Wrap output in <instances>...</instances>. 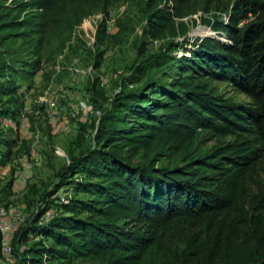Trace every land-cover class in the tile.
I'll use <instances>...</instances> for the list:
<instances>
[{"label": "trees", "instance_id": "16d2710c", "mask_svg": "<svg viewBox=\"0 0 264 264\" xmlns=\"http://www.w3.org/2000/svg\"><path fill=\"white\" fill-rule=\"evenodd\" d=\"M114 1L125 0H30L19 4L20 12L33 13L24 22L0 8V33L10 31L11 43L24 39L39 58L48 27L63 50L87 18L100 13L106 19ZM188 1L144 0V36H185L187 26L179 20L193 14L184 9ZM105 19L96 33L101 46L115 36ZM212 29L229 43L199 39L180 57L174 55L178 46L167 42L138 70L150 66L163 77L119 93L102 111L94 124L95 147L62 170L42 206L15 230L16 264H147L155 257L179 264H264V222L246 210L247 183L254 181L264 148V0H234L228 20ZM103 56L98 54L95 68ZM18 65L0 64V125L19 119L8 106L18 103L19 87L8 77L11 69L25 67ZM214 81L232 86L251 106L216 94ZM11 131L16 136L0 140V170L22 145L18 130ZM200 133L234 141L202 152ZM162 155L167 166H157ZM61 192L73 193L61 199ZM257 198L264 199V189ZM50 210L57 215L45 223ZM197 223L206 227L203 237L180 233L175 246L167 238ZM1 241L0 233V255Z\"/></svg>", "mask_w": 264, "mask_h": 264}, {"label": "rangeland", "instance_id": "374dc122", "mask_svg": "<svg viewBox=\"0 0 264 264\" xmlns=\"http://www.w3.org/2000/svg\"><path fill=\"white\" fill-rule=\"evenodd\" d=\"M29 1L0 0V8L10 11L12 21L24 22L33 13L20 12L19 4ZM143 1H114L109 6L108 10L117 18V25L109 31L115 36L108 37L102 46L96 44L98 25L105 19L100 13L87 18L72 33L63 50L61 39L54 36L48 27L39 58H34L32 52L35 49L24 39H16L11 43L8 40L10 31L0 33V64L25 65L22 69H11L12 73L8 76L19 87L18 103L8 104L17 111L19 119L0 125V140L14 136L11 130L16 128L22 145L20 149H14L9 162L0 170V206L8 209L17 206L25 220L31 218L42 206L46 195L59 184L62 170L85 149L95 147L94 124L102 116V111L111 107L116 95L139 90L151 79L163 77V72L150 66L144 72L138 71L141 65H146L144 62L150 54L158 52L167 42H174L178 46L174 55L180 57L184 55V49L189 50L199 39L215 37L229 43L227 37L217 34L212 26L216 22L228 20V11L232 9L234 0H189L184 9L193 11V14L179 20L187 26L186 35L180 34L166 40H152L144 36L145 20L141 13ZM206 8L209 12L205 11ZM205 20H210L211 24L205 23ZM24 30L17 32L22 33ZM101 52L104 53L101 61L103 71L95 68L97 56ZM36 61H39L38 65L32 66ZM100 76L107 78V86L96 85ZM131 81L135 83L131 84ZM94 82L96 84L92 89ZM211 84L219 96L241 106H251L249 98L227 83L214 81ZM3 100L8 102L10 98L3 97ZM200 134L198 144L202 152L234 141L232 136L213 138ZM80 135L85 136L83 142L80 141ZM4 152L5 149L1 147L0 153ZM262 155L254 178L257 185L254 181L247 183L246 210L250 215H261L264 222V209L260 208L264 199L261 202L256 199L260 188L264 189V148ZM156 163L157 166H167L169 160L162 155L157 157ZM23 179L27 181L21 189L19 185ZM72 193L61 192L58 197L64 199ZM230 218L236 219V213ZM11 219L12 215L8 222ZM205 228L198 223L182 226L171 231L167 238L175 246L180 233L203 237ZM14 232L10 234L9 241L11 257L1 264H16L13 256ZM158 260L155 257L148 260L147 264H179L175 259Z\"/></svg>", "mask_w": 264, "mask_h": 264}, {"label": "built area", "instance_id": "2783aa9c", "mask_svg": "<svg viewBox=\"0 0 264 264\" xmlns=\"http://www.w3.org/2000/svg\"><path fill=\"white\" fill-rule=\"evenodd\" d=\"M116 19L117 18L114 17V15L111 12L109 13V16L105 19L108 33L110 30L116 27L117 25ZM99 69L103 71V65H101ZM107 82L108 81L106 77L100 76L98 79V86L100 87L107 86ZM116 93H119V91H117ZM98 115H100V112H98ZM19 145H21V142H19ZM26 181H27L26 179L21 180V183L19 185L21 189L26 186ZM10 215H12V219L10 220V222H8ZM55 215H57L55 211L50 210L46 214L44 222H48ZM24 220L25 219L23 217L22 211L17 206H11L10 209L0 206V233L2 235L0 262L11 257L10 248H9L10 234L13 233L19 225L23 224Z\"/></svg>", "mask_w": 264, "mask_h": 264}]
</instances>
